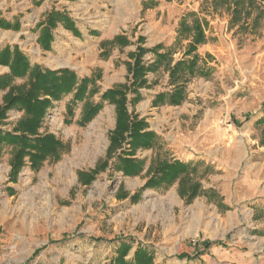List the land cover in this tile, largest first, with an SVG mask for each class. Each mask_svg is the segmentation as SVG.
<instances>
[{
	"label": "rangeland",
	"instance_id": "obj_1",
	"mask_svg": "<svg viewBox=\"0 0 264 264\" xmlns=\"http://www.w3.org/2000/svg\"><path fill=\"white\" fill-rule=\"evenodd\" d=\"M203 1L0 0V22L19 24H0V45L17 44L32 63L70 68L81 78L101 72L99 92L88 97L92 102L128 83L127 62L139 37L146 47H169L188 12L209 22V40L198 53L211 73L192 79L181 105L153 107L154 97L172 88L169 74L159 70L140 89V101L128 103L159 135L154 149L136 151L135 157L146 159L136 176L116 169L121 149L108 156L117 122L114 103L104 100L96 117L81 124L83 102L69 109L73 93L55 102L40 132L54 133L69 150L37 171L26 165L16 181L11 147L0 158V264H105L125 241L132 246L128 259L138 247H148L155 264H264V19L254 30H240L228 13L203 11ZM54 10L73 17L82 35L59 23L52 49L44 50L36 27ZM118 35L131 44L110 43ZM186 44L177 46L176 59ZM7 72L0 65V74ZM6 92L0 91V104ZM134 96L130 91L129 99ZM22 114L9 111L4 129H12ZM190 152L197 155L185 162L190 179L141 191L152 159L184 162L194 157ZM97 167L95 178L84 184L80 172ZM198 183L189 201L182 190Z\"/></svg>",
	"mask_w": 264,
	"mask_h": 264
},
{
	"label": "trees",
	"instance_id": "obj_2",
	"mask_svg": "<svg viewBox=\"0 0 264 264\" xmlns=\"http://www.w3.org/2000/svg\"><path fill=\"white\" fill-rule=\"evenodd\" d=\"M202 10L211 13L222 11L228 13L231 18L230 24L239 25L240 30H254L264 19V5L258 0H204ZM59 23L77 32L73 20L67 13L55 10L50 12L36 27H41L38 40L44 50L52 49L53 30ZM0 24L4 28H19L18 23L12 25L7 21H1ZM208 26V20L201 17L199 12L193 11L181 18L175 42L169 47L163 43L146 47L143 45L144 38L139 37V45L135 51L130 52L131 61L127 62L128 83L106 90L98 102H92L88 97L99 92L97 80L101 78V72L81 78L70 68L51 69L32 63L30 57L17 44L0 45V65L9 67V72L0 74V91L7 90L3 103L0 104V158L4 151L11 147V180L16 181L26 165L29 164L37 171L46 160H59L69 150V145L54 133H41L40 129L49 112L55 107V102L70 93H73L69 105L71 112L77 104L83 102L81 124H87L96 117L104 106V100L115 104L117 122L111 134L108 156L111 157L114 151L121 149L116 155V169L126 176L139 175L144 169L146 159L135 157L136 151L154 149L159 135L149 129L150 124L146 117H140L135 111L129 110L128 103L135 105L140 101L142 98L140 89L150 86L148 79L150 73L164 70L169 74L168 84L172 88L166 92H159L154 97L152 106L181 105L187 99L188 85L192 79L211 74L207 64L200 65L202 57L198 53L199 46L209 40L206 34ZM184 41H187V44L182 51V57L176 59V48L182 46ZM110 43L126 46L131 44V41L125 35H118ZM147 53L153 54L154 58L146 60L144 56ZM19 78L25 80L17 85L15 83ZM130 91L135 96L129 99ZM11 110L23 114L12 129H4L9 117L8 112ZM190 167L189 163L179 159L154 158L147 171L149 179L141 191L169 187L177 180L182 182L188 180L191 176ZM98 172V167L91 172L82 171L80 179L84 184H89ZM200 188L199 183L192 184L185 187L182 192L188 194L190 201ZM139 197L140 194L134 195L136 199ZM131 248L130 243L122 242L117 249L116 257L105 264H155L154 254L148 247H138L134 256L128 259Z\"/></svg>",
	"mask_w": 264,
	"mask_h": 264
},
{
	"label": "crops",
	"instance_id": "obj_3",
	"mask_svg": "<svg viewBox=\"0 0 264 264\" xmlns=\"http://www.w3.org/2000/svg\"><path fill=\"white\" fill-rule=\"evenodd\" d=\"M68 14V13H67ZM69 15V14H68ZM69 17L73 20V22H74V26H75V28H76V31L77 32H75L76 34H77V36H81L82 35V31H81V28L79 27V25L77 24V22H76V20L73 18V17H71L70 15H69ZM96 33H98V32H93V34H96ZM114 37V36H113ZM112 37V38H113ZM54 42V41H53ZM133 44V43H132ZM166 46V45H165ZM171 46V45H170ZM52 47H53V43H52ZM136 50V49H135ZM134 50V51H135ZM154 56V55H153ZM154 58V57H153ZM151 74V73H150ZM149 74V75H150ZM153 74V73H152ZM149 75H148V79H149ZM169 76V75H168ZM149 83H151L150 82V80H149ZM147 121H148V119H147ZM149 122V121H148ZM150 124V123H149ZM150 129V128H149ZM190 154L191 155H193L194 157H190V159H188L187 161H184V162H190V160H192V159H194V158H197V155H194V153L193 152H190ZM234 160V162H239V160H237V159H233ZM182 161V160H181ZM237 167V166H236Z\"/></svg>",
	"mask_w": 264,
	"mask_h": 264
}]
</instances>
